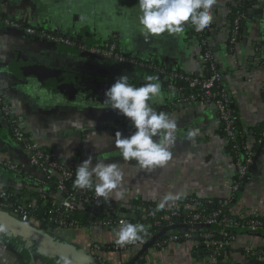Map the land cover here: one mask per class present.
<instances>
[{"label":"crops","instance_id":"crops-1","mask_svg":"<svg viewBox=\"0 0 264 264\" xmlns=\"http://www.w3.org/2000/svg\"><path fill=\"white\" fill-rule=\"evenodd\" d=\"M234 1L217 0L211 9L213 20L204 34L223 72V82L240 123L246 128L255 127L264 122V0L251 5L256 10L247 11L241 38L237 45L231 46L226 24ZM0 11L13 19L27 18L34 26L82 37L90 44H103L115 38L129 53L155 62L162 69H182L193 74L203 70L199 39L191 31V23L185 22L180 33L165 32L145 40L137 20V0H0ZM102 60L76 47L52 46L0 23V85L10 105L11 123L66 165L77 168L89 156L94 163L119 164L124 173L121 189L124 198L113 196L108 203L95 202L93 205L102 214L113 209L119 211L123 206L121 214L132 213L127 209L136 198L158 205L168 193H182L180 199L228 197L235 163L219 131L215 108L199 103L167 105L175 101L176 93L168 89L166 78L161 75L156 76L162 85L161 95L152 103L177 121L172 158L150 170L140 169L134 161L122 160L114 146L115 133L130 135L133 131L130 121L107 108L104 98L90 95L106 89L90 90L82 83L95 81L108 85L123 74L134 85L155 75L105 64ZM53 72H59L62 79H55L51 86ZM190 131L196 133L191 138ZM0 149L4 158L16 162L22 170L17 173L0 168V187L11 186L20 193L26 192L33 202L42 194L61 197L49 181L35 183L28 177L27 156L13 142L1 118ZM179 200L169 201L165 207L179 206ZM236 203L264 218V140L255 152L249 177L237 194ZM0 216L23 226L8 214ZM114 229L92 226L67 228L51 236L42 234L82 255L83 249L99 242L103 245L102 261L87 256L90 264H212L194 261L190 243H161L157 233L136 248L111 251L106 246L116 241ZM253 233L256 234L241 232L235 252L215 264H264V259L240 251L246 245L263 244L264 233ZM58 260L44 246L13 235L0 225V264H57Z\"/></svg>","mask_w":264,"mask_h":264},{"label":"built area","instance_id":"built-area-1","mask_svg":"<svg viewBox=\"0 0 264 264\" xmlns=\"http://www.w3.org/2000/svg\"><path fill=\"white\" fill-rule=\"evenodd\" d=\"M234 6H242V1L235 0ZM245 15L242 11L231 13V17L227 21L229 30V44L237 45L238 37L242 28L241 22ZM0 23L13 29H20L26 35L39 39L48 43L57 45L72 46L78 48L79 51L90 53L102 59H112L126 66H148L151 67L152 61L144 60L140 56H135L126 51L120 43L111 38L103 44H90L82 37H74L66 33H62L57 29H48L32 25L27 18L13 19L4 15L0 11ZM191 31L199 39L201 48V61L203 70L200 74H193L182 69H169L168 77L165 81L168 89L176 93L175 101L172 105H181L185 103L211 104L218 117L219 125L225 133V140L230 141L233 148H239L236 139L242 136V131L237 127V119L231 110L229 103L231 96L226 87L216 89V85L223 80V74L214 59L212 47L208 37L204 34L206 29L201 32L195 31L191 25ZM207 68L209 74L204 73ZM165 69V68H164ZM181 71V73L179 72ZM172 78L183 79L188 87L192 90L189 95H181L178 88L171 82ZM10 105L1 92L0 85V118L5 122L10 132V137L18 147L23 150L28 159V167L26 169L28 177L33 179L35 183L43 181H53L54 189L61 194L60 198L51 197L52 206L48 209L47 222L44 227L41 226L42 221L32 214L33 200L28 198L26 192L20 193L17 188L11 186L0 187V213L8 214L21 224H28L45 235H52L67 228H91L92 226H100L107 229L118 228L121 220L128 222L125 215L120 217H112L111 212H104L103 216L95 221L94 224L88 226H77L74 220H67V217L75 208L85 207L104 200L97 198L94 191L87 189H79L69 187V184L76 173L74 165H66L51 152H47L36 141L31 140L17 125L11 123ZM261 134L264 139V126H262ZM252 138L245 135L242 142L240 152H236L234 157L235 171L232 179L231 193L228 197L219 198L214 207L203 206V203L196 198H190L185 203H180L176 207H164L157 210V205L153 203L143 205L142 217L136 223L146 226V231L141 233L139 241L118 245L116 241L106 246L111 251H127L136 248L144 242L151 234L157 233L158 242H180L182 239L190 248L192 259L215 264L220 255L225 258L235 252L237 239L240 233H232L234 229L249 232L264 233V218L260 217L256 211L247 209L236 203V196L249 177L250 170L254 161L255 151L252 149ZM0 168L10 170L12 172H21V168L16 162L6 159L2 156L0 149ZM38 190V188H37ZM42 190V188H41ZM40 191V190H39ZM23 194V195H19ZM40 197L48 198L42 194ZM210 199L208 203H212ZM108 203V201L106 202ZM239 219V220H236ZM50 223H57V227L52 229ZM135 224V223H134ZM153 225L152 231L150 229ZM163 232V233H162ZM160 233H162L160 235ZM163 237V238H162ZM182 241V242H183ZM202 244L208 254L198 260L192 253V247ZM227 247V248H226ZM103 245L98 243L90 244L84 252L87 256H92L98 261H102L101 251ZM241 252L253 258L264 259V242L260 247L244 246Z\"/></svg>","mask_w":264,"mask_h":264},{"label":"clouds","instance_id":"clouds-1","mask_svg":"<svg viewBox=\"0 0 264 264\" xmlns=\"http://www.w3.org/2000/svg\"><path fill=\"white\" fill-rule=\"evenodd\" d=\"M217 0H137V17L141 35L145 40L165 32L180 33L185 22L195 31L206 29L213 20L211 9ZM147 82L134 86L127 75H119L104 91L103 104L128 119L133 131L128 136L116 131L114 146L123 161H134L140 169H152L172 158L171 147L176 142L177 121L167 112L157 110L153 101L161 95L162 85L156 76L145 77ZM190 131L188 137L195 135ZM124 173L117 163L93 162L91 156L76 168L74 184L79 189L93 190L97 198L105 202L115 196L123 199ZM182 193H168L157 205L163 209L169 201L179 200ZM118 245H126L141 239L146 231L141 223L121 220L113 230ZM57 264H67L61 257Z\"/></svg>","mask_w":264,"mask_h":264},{"label":"trees","instance_id":"trees-1","mask_svg":"<svg viewBox=\"0 0 264 264\" xmlns=\"http://www.w3.org/2000/svg\"><path fill=\"white\" fill-rule=\"evenodd\" d=\"M241 1H242V6H239V5L234 6L233 4L230 5L229 18L231 17V13L232 12L235 13L239 9V11H242L244 13V15H245L244 19H242V22H241V25H242V24H245V22L247 20L248 8L251 5H254L257 2V0H241ZM242 28H241L240 36L238 37V40L241 38ZM80 52H83V51H80ZM96 57L97 58H101V57H98V56H96ZM127 67L129 69H131L132 71L141 72V73H143L145 75H149V74H153L155 76H160L161 75L163 78L165 77L166 79L168 77L167 74L170 71L169 69H162V67H159L155 62H152L151 67H148V66H143V67H140V66H127ZM217 67L220 68L218 66V64H217ZM179 72L181 73L180 70H179ZM204 73L205 74H209V71L207 70V68L204 69ZM222 74H223V72H222ZM171 82L178 88V90H179V92L181 94L179 96L186 97V95H189V93H191V91H192L188 87V84L183 79H179V78H175L174 79V78H172ZM220 87H225L223 80H222V82H220V83H218L216 85V89H218ZM229 106H230L231 110L234 112V114L236 116L237 127L239 128L240 131H242V136H240V137H238L236 139V143H238V145H239V148L236 149V150L233 148V146H232L230 141H226L228 151L231 153V155L234 158L236 152L238 153V152L241 151L240 146H241L242 142L245 140V135L248 134L252 138V144H251L252 145V149L256 152L260 142L264 140L263 136L261 134V129H262V126H264V122H262L261 124L255 126V127H247L246 128L240 123L239 117L236 115V112L234 111V107L232 105V99H230ZM9 119H10V121H12V119L10 117H9ZM219 131H220L222 137L225 138V133L223 132L222 127L220 125H219ZM43 149H45L47 152H50L46 148H43ZM51 180L49 181L50 185H53V187H54V183ZM74 180H75V175H74V177L72 178V180H71V182L69 184V187L71 189L76 187L75 184H74ZM87 190L88 191H93V190H90V189H87ZM190 198H193V197H185V198L180 199L179 201L181 203H185V202L189 201ZM197 200L201 201L203 203V206H208L210 208L214 207V204L217 202V199H215V198L211 199L213 201L212 203H208V200H210V199H197ZM150 203H152V202L145 201V200L141 202V201H139V199L136 198L131 203L129 209H127L129 211L132 210V213L129 212L128 214L127 213L126 214L122 213V214L125 215V218L128 220V222L136 223L142 217V209H141V207L143 205L150 204ZM51 206H52L51 199L49 197L45 199V198H42L40 196H37V199L34 202V205L32 207V214L42 221V223H41L42 227H44L46 222H47L46 217H47V214H48V209ZM124 208H125L124 206L120 207L119 211H123ZM119 211L117 209L115 211H112L111 212L112 217H116L117 218V217L122 216L121 212H119ZM130 213L132 215H129ZM102 216H103V214H102V212H101V210L99 208H97L93 204H89V205H87L85 207L75 208V210H73L72 213L69 214V216L67 217V220L68 221L74 220L75 224L77 226H88L90 224H94L95 221L97 219L101 218ZM236 220H239V219H236ZM50 227L52 229H55L57 227V223H50ZM152 229H153V225H152V227L150 229H147V230L152 231ZM231 232L232 233H241L243 231L242 230L238 231V229H234V232L233 231H231ZM182 241L183 240L181 239L180 242H182ZM242 248L243 247H241V249ZM241 249H240V251H241ZM192 253H193L194 256H196V258L198 260H202V258H204L208 254V252L206 251V249L203 247V245L201 243L192 247ZM222 258H223V256L220 255L218 257V260H221Z\"/></svg>","mask_w":264,"mask_h":264},{"label":"water","instance_id":"water-1","mask_svg":"<svg viewBox=\"0 0 264 264\" xmlns=\"http://www.w3.org/2000/svg\"><path fill=\"white\" fill-rule=\"evenodd\" d=\"M255 9V6H250L248 8V12H252ZM243 30L246 31V28H244ZM52 46H56L55 43H50ZM89 56L92 57H96L90 53H87ZM97 58V57H96ZM105 64H109V65H115L116 67H122L123 69L126 68V65L121 64L119 62H116L112 59H103L102 60ZM51 76V83L50 85L52 86L55 79H62V75L59 72H53L50 73ZM145 82H136L134 84V86H140L141 84H143ZM111 84H103L101 82H95V81H88V82H83L82 86L89 88L90 90H96V88H104L107 89ZM99 89V90H100ZM171 103H168L167 105H170ZM0 225L4 226L9 233L19 236V237H23L26 239H30L32 241L37 242L38 244L44 246L45 248H47L49 251H51L54 255L58 256L59 258L63 257L68 264H90L89 263V259L87 257V255H82L81 253H77L76 251H73L71 248L66 247L56 241H54L53 239L43 235L40 231L36 230L34 227L28 225V224H24L23 226H18L14 223H11L10 221L3 219L0 216ZM163 233V232H162ZM160 233V235L162 234Z\"/></svg>","mask_w":264,"mask_h":264},{"label":"flooded vegetation","instance_id":"flooded-vegetation-1","mask_svg":"<svg viewBox=\"0 0 264 264\" xmlns=\"http://www.w3.org/2000/svg\"><path fill=\"white\" fill-rule=\"evenodd\" d=\"M95 92V91H94ZM95 94V95H94ZM102 94H103V96H102ZM90 95L92 96V97H95V98H97V99H102V98H104V92H102V91H99L98 93H97V95H96V93H92V92H90Z\"/></svg>","mask_w":264,"mask_h":264},{"label":"rangeland","instance_id":"rangeland-1","mask_svg":"<svg viewBox=\"0 0 264 264\" xmlns=\"http://www.w3.org/2000/svg\"><path fill=\"white\" fill-rule=\"evenodd\" d=\"M74 37H79V36H75V35H73ZM81 39H84V38H81ZM60 46H64V45H60ZM72 47H74V45H72Z\"/></svg>","mask_w":264,"mask_h":264}]
</instances>
